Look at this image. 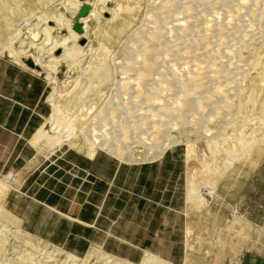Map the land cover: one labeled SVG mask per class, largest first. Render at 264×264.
Returning a JSON list of instances; mask_svg holds the SVG:
<instances>
[{"label": "rangeland", "instance_id": "rangeland-1", "mask_svg": "<svg viewBox=\"0 0 264 264\" xmlns=\"http://www.w3.org/2000/svg\"><path fill=\"white\" fill-rule=\"evenodd\" d=\"M78 1L82 0H65L55 8L70 25L81 14L75 6ZM181 1L170 10L165 4L169 0L141 2L131 28L107 53L103 69L111 82L94 84L100 86L94 93H102L96 109L112 94L118 96L117 108L112 105L117 111L108 117L86 110L77 117L65 114L62 128L70 116L74 121L71 146L35 136L41 128L54 135L51 101L66 105L67 93L75 86L65 85V78L77 77L76 89L82 92L95 76L64 63L48 77V71L37 74L24 66V56L12 58L10 48L17 51L21 42L34 43L30 54L39 47L51 49L52 40L47 44L41 29L56 24L39 21L34 30L38 36L32 37L25 17L30 11H47L50 1L0 0V207L16 217L31 238L28 245L15 240L23 248L19 254L31 253L39 245L41 250L33 253L36 258L42 257L45 247L63 261L65 254L87 260L103 252L130 264H141L147 254L169 264H264V81L258 82L254 66L257 54L264 51V0ZM189 1L195 4L186 10ZM119 3L126 5L125 0H106L98 6L109 9ZM110 17L104 13L100 22L94 17L87 24L86 40L96 49ZM15 30H21L20 37H15ZM62 31L66 35L67 29ZM153 35L160 40L152 41L154 46L144 53L141 45L152 43ZM140 37L142 41H137ZM6 41L12 42L10 48ZM54 54L59 56L60 51ZM91 55L86 54L84 62ZM147 61L150 64H143ZM140 72L145 73L138 77ZM252 80H258L255 104L247 97ZM157 89L160 95L151 103L145 95ZM239 90L246 95L239 97ZM186 92L190 93L186 99H195L193 103L201 107L187 111L182 104L171 105ZM239 103L244 105L245 120L236 116ZM88 129L89 135L93 129L96 134L105 129L107 142L119 140L132 147L133 161L98 146L88 154L84 145ZM156 132H161L158 144L164 141L167 148L153 159L160 148L152 145L148 150L143 142ZM219 135L226 150H235L236 160L205 147L207 139ZM239 138L249 144L242 148ZM146 153L151 157L142 162ZM192 189L197 201L189 198Z\"/></svg>", "mask_w": 264, "mask_h": 264}, {"label": "bare ground", "instance_id": "bare-ground-1", "mask_svg": "<svg viewBox=\"0 0 264 264\" xmlns=\"http://www.w3.org/2000/svg\"><path fill=\"white\" fill-rule=\"evenodd\" d=\"M49 1H50V3H49V5L46 8L47 11L46 10L30 11L29 15H28V13L26 14L28 16L25 15L26 17H25L24 22L26 23V27H27V30H28V33L30 34V36L36 37V38H37L39 32L37 33V31H34V30H35V28H37L39 21H43L44 20L45 23L53 21L56 24V26H54V28H53V27H49L48 23H47L46 26L41 29V32L45 35L46 39L47 40H49V39L52 40V45L53 46L51 47V49L49 48L50 50L48 49V51L45 52L46 48L44 49L43 47H39V48H37L35 50V54H30L28 49H29V47H32L34 45V43L31 42V41L27 43V46H25L24 42H21L17 51H15L14 49L10 48V46H12V42L11 41H6L5 43H6L7 48H10V50H9L10 53L9 54H10V56L12 58H14L15 60L18 61L21 56H24V62L21 60L23 62V65L26 66L27 68L30 67V69L33 70L34 72H37V74H40L41 70L42 71L44 70V71H48L47 76L50 77V75H51L50 73L53 72V70H55V69L57 70L59 67H62V65L64 66V63H66L68 65V69L70 67H72V66H78L80 68L81 72L84 71V73L87 74V75L92 74V75L95 76L94 79H92L90 82H88L90 84L86 85L88 89L85 87L86 89H84L82 92H81V90L79 92V90L76 89V85L80 84V82L78 81L77 77L76 78L75 77L72 78L70 76L66 77L65 81H64L65 85H70L71 83H74L75 86H73V89L71 91H69V93H67L68 97H67V100L65 101L66 102V105H64L65 107L62 106L60 103H56V102L54 103L53 101H51L52 105H53V108H54V111H53V115H52V118H51L50 121H51V124H52V131H54V135L53 136H48V133L46 134L44 131H42L43 128H41L37 132V134L35 136V137H38L37 139L44 138L47 141L54 140L53 143H57L59 145L63 144V143H68V145L73 146V145H75V143L73 142V136H72L73 135V130L75 129L74 128V121L70 120V117H71L70 116L69 119L67 118L68 121H66L64 128H62L61 121L63 120L62 119L63 116L65 117V114L74 113L76 115V116L75 115L74 116L77 117V115L83 114L82 112L80 113V111L86 110V112L85 111L84 112L86 114H89V115H94V114L101 115V113L104 112V114H106V116L108 117V115H111V114H113L114 112L117 111V109H114V108H117V107H114V104L116 103V101L114 99L117 100L118 96H116V98H115V96H112V94L108 95L109 97L110 96L111 97H110V99H109V97H107L105 105L103 104V106H101L100 108L96 109V105H97L98 99L101 98V94L102 93H100L101 91H99V93H97V94L94 93L95 92L94 88L97 89L98 87H100V86H97V85L94 86V84L103 83V84L106 85V84H109L111 82L107 78L108 73L104 72V69H103L108 64V55H107V53L112 48L114 43L119 41L121 39V37L127 32V30L129 31V29L131 28V25L133 23V19L135 18L134 12H135V10L138 8V6L141 4V2L143 0H125L126 1V5H123L122 3H119L118 5L114 6L113 8H109V9H107L103 5H102V7L98 6L99 3L103 2V1H106V0H82V1H78L75 6L78 8V10L81 9V12H80L81 14H80V17L77 18V20H76L77 22H76L75 25L74 24L70 25V23H68V21L65 22V20L62 18V16L59 13L56 12V10H57L56 6L63 4V2L65 0L64 1L63 0H55V1L48 0V2ZM179 1H181V0H169L168 3L167 2L165 3V4H167V9L170 10L173 7H176V5H178L180 3ZM193 1L198 4L200 2L201 3L202 2H207L208 0H193ZM195 3H192V2H190L188 4L185 3L186 7L184 5L183 8L184 9L186 8V10H189V9H191L193 7L192 4H195ZM43 4H46V2H44ZM55 8H56V10H55ZM85 9H86L87 13L82 16V14L85 13L84 12ZM48 10L49 11L53 10V11H52V13L49 14ZM104 13L110 14L111 17H110L109 20L106 21V25H108V28L105 29L104 32L102 33V35H101L102 36V41H101L99 47L96 49L93 46H91L90 43L87 42V40H86L87 39V29H88L87 24L94 17L95 18L97 17V19H98L97 21L100 22L101 21V14H104ZM20 15H21V17L24 16L23 13H20ZM20 15H19L18 18H20ZM47 15H49V16H47ZM126 15H128V16H126ZM162 21H164V20H162ZM33 23H35V24H33ZM61 23H63V25ZM65 27L67 29L66 35H64L65 32L63 34V31H62V30H66ZM203 27H204V25H203ZM76 29H78L79 31L76 30ZM55 30H57V32H56L57 35L54 37V40H53V37L51 38V36H52V32H54ZM19 31H21V30H19ZM19 31L15 30V32H14L15 37L19 36ZM77 31H78V33H77ZM138 35H140V33ZM153 37H154V35H153ZM133 38H134V36H133ZM50 40H49V42H46V43L47 44L50 43ZM155 40L159 41L160 39L158 40L157 37H154L153 39H150L151 42L155 41ZM71 41L73 43L71 45H69L68 43L71 42ZM79 41L82 42V45H80V46L78 44ZM137 41H142L141 37ZM136 43H138V42H136ZM24 46L27 47V48L25 49ZM153 46H154L153 42L148 44V42H146V41H144L142 43V45H141V47L146 50V51H144V53L149 51L148 49H150ZM59 51H60V55L56 56V54H54V53L55 52L59 53ZM89 53L92 54L93 56L91 55L90 60H88V62L87 61L84 62V59H85L84 56L86 54H89ZM141 56L145 57V55L143 53L141 54ZM146 60H147V57L145 58V61ZM143 64H150V63L147 61V62H144ZM254 66H256V68L258 70L257 79L259 78V81L258 80H252V82L254 83V87H253L251 93L247 94V97L249 98V101L252 102L253 104L256 103L255 99L257 100L256 92H257L258 89H257V85H256L257 82L256 81H258V82L264 81V51L261 54H257ZM144 73H142V72L138 73L139 74L138 77L144 75ZM147 74H149V73L147 72ZM196 74H200V72L198 71V73H196ZM187 76H188V74H187ZM125 77L123 76V78H125ZM193 77L194 76H192V78ZM208 77H209V75H208ZM188 78H189V76H188ZM190 78H191V76H190ZM196 78H198L197 75H196ZM236 78H238V77H236ZM136 79L139 80L138 78H136ZM210 79H214V78L212 77ZM140 80H141V78H140ZM215 80H216V78H215ZM217 80H219V79H217ZM81 84H82V86H84L85 82H84V84L81 82ZM194 84L196 85L197 83H194ZM182 87H183V85L181 86V88ZM215 87L218 88V86H215ZM118 89H119V87H118ZM133 89H135V88H133ZM151 89H154V88L152 87ZM178 89H180V88H178ZM88 90H89V92H87ZM215 90H217V89H215ZM218 90H220V89H218ZM91 91H92V94H91ZM154 91H155V89H154ZM156 91H158V92L157 93L153 92V93L145 95L146 97H149L147 100H149L150 102L152 101L151 103H154L153 100L158 99V97H159L158 94L160 95L159 90L157 89ZM96 92H98V91H96ZM184 92H183V94H184ZM88 93H89V95H88ZM188 94L190 95V93H188V92H186L185 95H183V96H181L182 94L181 95L179 94L180 95V97H179L178 93H176L175 95L178 96L177 98H175L174 95H173V98H172V96L170 95L171 100L175 98L174 100H172L171 105H173V107H174V106H178V104H182L185 107L184 109H186L187 111H190L191 109H194V108L201 107V105H199L197 102H195L196 105L193 103V101H195V99H193V98H192L193 100L190 99V98L186 99ZM222 95H223V93H222ZM244 95H246V91L245 90H239V97H242V96L244 97ZM205 100H209V99L206 98ZM155 102H157V101H155ZM112 105H113L114 108L112 107ZM115 106H117V105H115ZM243 107H244V105L242 103H239V107L237 109L236 116L239 115L240 118H243V120H245ZM200 110H201V108H200ZM174 111H179V113H177L179 115L181 113L183 114L182 110H179V109L175 108ZM92 112H93V114H91ZM171 114H173V112ZM119 115H121V114H119ZM66 116L68 117V115H66ZM96 117H98V116H96ZM102 128H103V126H102ZM90 129H88L87 131L84 132V134L87 135L84 138V143H85L84 145L88 146V149H89L88 154L93 155L95 153V147L98 146V148H101L102 150L105 149V150H107V152L116 155L120 159L127 158V159H125L126 161H128V162L133 161V160H131L132 159V155H133V153L131 151L133 149L132 147L129 148V146H127L126 143H123V141L121 142L119 140L111 142V143L107 142L108 140L105 137L108 136V135L105 136V134H104L105 133L104 132L105 129L104 130L102 129L97 134L94 133L95 130L93 129V130H91V135H89ZM160 133L161 132H156V134L154 135L155 137L152 135V137H154L153 141H152V137H150V139H146L145 140L146 142H143L146 147L148 146V148H149L148 150H150V148L153 147L152 145L160 148V153L158 155L154 156L153 159H156V158L160 157V155L164 152L163 150H165L167 148L166 144H163L164 141L162 143L158 144L157 140L159 138ZM55 140H56V142H55ZM223 140H224V138H222L221 135L211 137L210 139L206 140L205 147L206 148L207 147L210 148L212 153H214V154L220 153L221 151L223 153H225V154H228L229 156H231L229 161L236 160V157H235L236 155L234 156L235 150H233V151H231L229 149L226 150L223 147V144H224ZM140 142H142V141H140ZM170 143H176V141H170ZM239 143H240V145H242V148L249 144V143H245V141L243 139H241V138H239ZM126 151H127V156L125 154ZM202 153H203V151H202ZM203 155H204V157H208L209 156L206 153H203ZM149 157H151V155L146 153L145 155H143V158L141 159V161L142 162L148 161L149 159H147V158H149ZM242 163H243V161H242ZM219 165H220V163H219ZM215 184H216V182H215ZM1 190H2V184L0 183V192H1ZM3 193H4V190H3ZM189 198H190V200H194V201H197L199 199V197L197 195V191L195 189L190 190ZM208 209H209V207H208ZM238 234H239V232H238ZM16 239H20L24 243L27 242V244H25V245H28L31 238L28 235V233H25L22 230L20 221L18 219H16V217H13L10 213L6 212V210L4 211V209L2 207H0V264H65V262L69 263V261L72 262L73 264H79V263L80 264H87L89 262V259H91V263L90 264H96L97 260H99V261L102 260L101 264H130V263L124 262V261L119 260V259H114V258L108 256L109 254H105L103 252H100L101 254L97 253L98 254L97 256H92V255L90 256L89 255L90 257L88 256L87 260H79L75 256H71V255L65 254L64 255V261H63L61 259V257L59 258V256L54 255L52 252H47L45 250L44 245H43L44 249H42V252L40 253L42 255V257L41 258H36L35 254H33V253H35V251H37V250L38 251L41 250V249L39 250V245H38V248L37 247H33V251L31 253L30 252H28V253L26 252L25 255L19 254L20 252H18V251H22L23 248L21 249L20 248L21 246H17V242L15 243ZM9 251L10 252L12 251L11 253H14V254L13 255H8ZM93 257H95V259H96V260H94L95 262H93V260H92ZM141 264H169V263H167V261H164L163 259H160L157 256H154L152 254H147Z\"/></svg>", "mask_w": 264, "mask_h": 264}, {"label": "water", "instance_id": "water-1", "mask_svg": "<svg viewBox=\"0 0 264 264\" xmlns=\"http://www.w3.org/2000/svg\"><path fill=\"white\" fill-rule=\"evenodd\" d=\"M84 12H85V13H84V14H82V15H85V14H86V9L84 10Z\"/></svg>", "mask_w": 264, "mask_h": 264}]
</instances>
